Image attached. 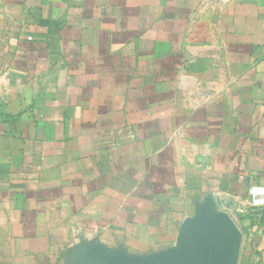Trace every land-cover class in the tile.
<instances>
[{
    "label": "crops",
    "instance_id": "crops-1",
    "mask_svg": "<svg viewBox=\"0 0 264 264\" xmlns=\"http://www.w3.org/2000/svg\"><path fill=\"white\" fill-rule=\"evenodd\" d=\"M254 186L264 0H0V264L175 250L207 200L264 264Z\"/></svg>",
    "mask_w": 264,
    "mask_h": 264
},
{
    "label": "water",
    "instance_id": "water-1",
    "mask_svg": "<svg viewBox=\"0 0 264 264\" xmlns=\"http://www.w3.org/2000/svg\"><path fill=\"white\" fill-rule=\"evenodd\" d=\"M190 220L177 249L147 257L123 258L99 250L89 254V260L102 256L110 264H238L242 233L233 220L219 212L212 200L199 209Z\"/></svg>",
    "mask_w": 264,
    "mask_h": 264
},
{
    "label": "built area",
    "instance_id": "built-area-1",
    "mask_svg": "<svg viewBox=\"0 0 264 264\" xmlns=\"http://www.w3.org/2000/svg\"><path fill=\"white\" fill-rule=\"evenodd\" d=\"M250 205L254 209L264 210V187L254 186L250 189Z\"/></svg>",
    "mask_w": 264,
    "mask_h": 264
},
{
    "label": "trees",
    "instance_id": "trees-1",
    "mask_svg": "<svg viewBox=\"0 0 264 264\" xmlns=\"http://www.w3.org/2000/svg\"><path fill=\"white\" fill-rule=\"evenodd\" d=\"M254 210H256L257 212H259L260 214L264 213V210H257V209H254Z\"/></svg>",
    "mask_w": 264,
    "mask_h": 264
},
{
    "label": "rangeland",
    "instance_id": "rangeland-1",
    "mask_svg": "<svg viewBox=\"0 0 264 264\" xmlns=\"http://www.w3.org/2000/svg\"><path fill=\"white\" fill-rule=\"evenodd\" d=\"M219 212H221L220 210H218ZM224 213V212H223ZM228 215V214H227Z\"/></svg>",
    "mask_w": 264,
    "mask_h": 264
}]
</instances>
